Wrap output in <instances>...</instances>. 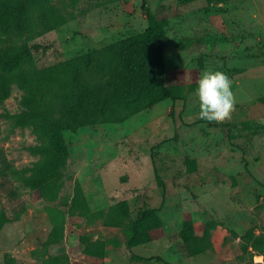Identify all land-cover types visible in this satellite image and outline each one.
<instances>
[{"label": "rangeland", "instance_id": "rangeland-1", "mask_svg": "<svg viewBox=\"0 0 264 264\" xmlns=\"http://www.w3.org/2000/svg\"><path fill=\"white\" fill-rule=\"evenodd\" d=\"M0 1L26 9L22 32L0 28V49H30L3 73L11 91L0 99V211L14 218L22 204L26 209L0 230V264H41L37 250L52 229L50 207L64 211L65 235L49 251L69 253L72 264H166L146 258L155 255L171 264H264V253L245 255L236 235L251 227L264 235V0H147L165 24L166 84L183 98L147 94V102L159 100L138 111L119 104L94 123L66 128L70 154L55 200L39 197L13 171L2 172L4 157L18 172L39 159L29 150L39 142L33 126L14 125L26 90L13 75L36 71L34 90L55 116L81 118L80 98L93 96L115 68L109 48L148 26L143 0ZM205 69L233 82L237 103L224 123L198 116L197 80ZM90 99L93 111L101 99ZM77 181L101 212L91 224L70 213ZM186 222L198 234L209 229L214 249L188 255ZM87 234L106 240L104 257L83 252Z\"/></svg>", "mask_w": 264, "mask_h": 264}, {"label": "trees", "instance_id": "trees-1", "mask_svg": "<svg viewBox=\"0 0 264 264\" xmlns=\"http://www.w3.org/2000/svg\"><path fill=\"white\" fill-rule=\"evenodd\" d=\"M188 2L190 0H184ZM142 8L148 20L145 30L134 33L118 45H113L109 49L114 50L116 57L115 68L101 84L97 86L96 97L100 98L97 108L88 110L90 98L93 96H82L79 105L85 113L76 120L61 121L55 116L52 106L45 103L41 94L34 90L37 81L36 71L32 74L15 73L13 76L17 83L23 87L25 92V109L14 113L13 121L15 126H33L39 142L29 147V150L39 155V159L26 171L18 172L11 166L9 160L4 157L3 174L13 171L19 175L24 183L30 187L39 197L55 200L63 186V165L67 162L70 150L64 139L63 131L71 128L76 131L80 126L94 123L97 117L109 109H115L117 105H124L132 111H138L158 99L155 97L151 102H147L146 95L157 92L162 97H169L173 101L183 98L175 89L166 84V30L163 20L155 14L148 5L147 0L142 1ZM25 6L20 5L13 9L10 3L0 1V28L7 34L22 32L25 28L24 15ZM28 45H8L0 49V99H6L10 95L11 80L4 75L5 71L11 70L22 62L29 54ZM81 82L78 76L75 78ZM86 95V94H85ZM144 101V102H141ZM157 178L161 175L155 167ZM162 183H164L161 180ZM26 206L21 205L14 218H10L6 211H0V230L3 226L13 220L20 219ZM49 219L52 229L44 243L37 250L41 264H72L69 253H52L49 246L59 243L65 235V213L60 208L50 207L48 209ZM70 213L87 218L88 223L97 220L101 212L92 209L90 201L86 195L83 184L77 181L75 193L71 202ZM158 225L157 222L153 223ZM130 237L129 243L136 240L135 231ZM184 247L188 255L194 256L214 249L212 233L206 229L202 234H198L193 225L186 222L182 229ZM237 233V232H236ZM240 240V246L245 253L253 257L255 254L264 253V235L257 234L254 227L249 228L243 234H236ZM83 252L93 257H104L108 250L105 239H92L89 234L82 235ZM244 255V254H243ZM244 255V256H245ZM147 259L163 260L166 264L170 262L161 256H147Z\"/></svg>", "mask_w": 264, "mask_h": 264}, {"label": "clouds", "instance_id": "clouds-1", "mask_svg": "<svg viewBox=\"0 0 264 264\" xmlns=\"http://www.w3.org/2000/svg\"><path fill=\"white\" fill-rule=\"evenodd\" d=\"M232 83L230 77L221 70L205 69L201 72L196 91L201 120L224 123L231 119L237 103Z\"/></svg>", "mask_w": 264, "mask_h": 264}]
</instances>
